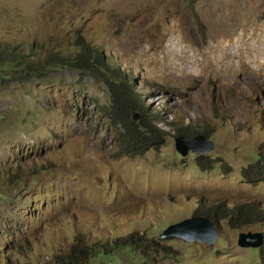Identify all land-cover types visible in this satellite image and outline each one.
<instances>
[{"label": "rangeland", "instance_id": "374dc122", "mask_svg": "<svg viewBox=\"0 0 264 264\" xmlns=\"http://www.w3.org/2000/svg\"><path fill=\"white\" fill-rule=\"evenodd\" d=\"M0 43L98 49L167 132L124 152L107 68L0 87V264H264V244L238 246L264 224L221 222L213 247L161 237L203 205L264 204L242 174L264 149V0H0ZM188 124L212 151H177Z\"/></svg>", "mask_w": 264, "mask_h": 264}, {"label": "trees", "instance_id": "16d2710c", "mask_svg": "<svg viewBox=\"0 0 264 264\" xmlns=\"http://www.w3.org/2000/svg\"><path fill=\"white\" fill-rule=\"evenodd\" d=\"M78 48L70 56L52 51L46 57L42 48H39V51L34 50V48L26 51L20 44L0 43V87H7L15 82H27L34 77H44L48 67L69 68L81 72H94L95 70L107 68L115 74L110 81H106L111 91V107L108 109V114L113 118L115 128L119 130L118 139L124 152L126 154L144 155L153 147L159 145L167 133L160 126L163 125L164 120L159 112L155 113L148 110L142 95L135 91L132 83L128 81L129 78L119 72L116 67L109 65L110 63L106 62L98 49H88L84 47V44H81ZM39 53L43 57H40ZM117 76H121L122 80ZM132 111L142 114L141 124L138 125L132 121ZM175 132L177 135L186 138L202 134L191 132L190 124L178 128ZM202 136L209 138L206 133H203ZM200 158L207 162L203 156ZM211 168L209 166L206 170ZM242 174L249 183L264 182V149L259 150L254 163L243 169ZM196 217L210 220L218 229L221 222H227L234 229H242L264 224V204L259 201H250L232 206H228L225 202L203 205L197 212ZM263 252L264 250H262ZM262 258L264 263V256ZM71 264H77V261H73V263L71 261ZM92 264L96 263L93 262Z\"/></svg>", "mask_w": 264, "mask_h": 264}, {"label": "water", "instance_id": "95a60500", "mask_svg": "<svg viewBox=\"0 0 264 264\" xmlns=\"http://www.w3.org/2000/svg\"><path fill=\"white\" fill-rule=\"evenodd\" d=\"M176 148L182 156H186L189 151L197 154L209 153L214 145L202 137L195 139L179 137L176 140ZM161 237L164 239L179 238L187 243H201L213 247L218 240L219 229L210 220L195 217L168 227ZM263 244L264 235L262 233H242L238 240V246L245 249H259Z\"/></svg>", "mask_w": 264, "mask_h": 264}, {"label": "clouds", "instance_id": "9594fccd", "mask_svg": "<svg viewBox=\"0 0 264 264\" xmlns=\"http://www.w3.org/2000/svg\"><path fill=\"white\" fill-rule=\"evenodd\" d=\"M200 136L202 137V138H204L205 140L207 139L206 137H204V136H202V134H200ZM200 136H195V137H187V139H195V138H197V137H200ZM178 137V136H177ZM179 137H181V136H179ZM178 137V138H179ZM181 138H186V137H181ZM207 141H208V139H207ZM202 218V217H201ZM260 249V248H259Z\"/></svg>", "mask_w": 264, "mask_h": 264}]
</instances>
